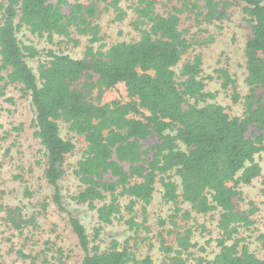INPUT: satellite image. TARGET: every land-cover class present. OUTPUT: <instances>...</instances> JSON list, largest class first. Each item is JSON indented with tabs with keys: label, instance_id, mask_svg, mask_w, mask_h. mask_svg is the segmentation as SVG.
Returning <instances> with one entry per match:
<instances>
[{
	"label": "trees",
	"instance_id": "1",
	"mask_svg": "<svg viewBox=\"0 0 264 264\" xmlns=\"http://www.w3.org/2000/svg\"><path fill=\"white\" fill-rule=\"evenodd\" d=\"M105 1L115 19L123 20L128 13L122 3L134 0ZM137 4L133 25L139 38L96 48L102 40L98 2L0 0V98L6 97L9 86L28 95L33 136L44 155L42 177L52 190L39 202L40 209L31 213L3 203L1 189L0 211L14 234L25 235L28 229H41L38 214L54 206L65 214L75 235L83 254L81 264H187L186 254L206 251L193 241L196 231H206L204 223L196 230L188 223L199 215L217 213V250L210 260L199 257L196 264H264V255L252 251L239 236L240 228L255 224L251 214L256 208H238L241 185L251 184L264 169L257 160V154L264 152V0H182L180 7L166 14L158 11L156 0H137ZM235 4L242 6L251 26L245 47L248 91L240 115L210 101L216 93L207 90L202 78V54L182 65L180 81L176 71L190 46L180 29L181 14L189 11L208 22L222 21ZM24 27L51 41L55 36L70 40L76 31L89 35V44L82 58L46 50L38 75L28 58L40 51L20 40L18 33ZM217 72L224 88L233 87L232 100L240 101L229 70ZM120 83L129 99L103 101L105 90ZM61 122L86 141L72 171L78 189L71 198L93 211L97 223L92 235L64 201L65 162L76 144L63 136ZM253 127L257 132L250 134ZM149 139L153 141L146 145ZM10 152L8 147L4 156ZM15 177L27 182L22 174ZM157 184L164 200L174 207L167 234L174 236L175 244H167L166 235L159 233L167 255L161 260L151 254L137 256L129 246L131 237L142 240V232L150 230L148 208ZM24 193L33 196L28 186ZM180 219L185 224L180 225ZM117 220H123L133 235L124 244L113 238L103 247V230ZM166 221L159 220L161 225ZM38 241L35 249L20 243L12 250L29 264H70L71 249L52 237Z\"/></svg>",
	"mask_w": 264,
	"mask_h": 264
},
{
	"label": "rangeland",
	"instance_id": "2",
	"mask_svg": "<svg viewBox=\"0 0 264 264\" xmlns=\"http://www.w3.org/2000/svg\"><path fill=\"white\" fill-rule=\"evenodd\" d=\"M70 1L73 2L74 0ZM80 1L83 3L96 1L100 6L97 22L101 25L100 36L102 40L96 42V48L101 44L108 47L119 41H130L139 38L140 32L133 25L136 17L134 7L138 5L137 0L122 3L128 13L123 20H116L114 11L111 8H105L107 6L105 0ZM156 4L158 11L166 14L173 7H180L182 0H156ZM245 16L242 6L239 4L230 7L228 17L222 21L208 22L204 20L203 16L198 17L195 13L189 11L181 14L180 29L184 32L190 46L183 55L180 65L176 67L178 80L180 81L179 75L182 65L196 54H202L204 61L202 78L206 83L207 90L216 93V97L210 99V101H217L225 105L232 115L243 113L242 97L248 91L245 82V47L247 38L251 34V26ZM18 34L23 43L33 44L40 51L37 57L28 58L30 65L38 75L39 65L47 59L46 50L53 49L56 52L68 53L75 58H82L89 44V35L79 34L76 31L73 32V38L70 40L55 36L52 41L48 39L47 35L33 34L26 27L22 28ZM76 40L79 42L76 43ZM218 68L228 69L232 77L236 79L240 101L234 102L232 100L234 94L232 86L223 87V79L219 77ZM9 98L13 100H9ZM115 99L123 101L129 99L126 88L122 83L106 89L103 94V101L105 102ZM33 118L34 114L30 107L28 95L21 92L19 87L9 86L6 97L0 98V190L5 191L4 196L2 195L3 203L22 206L24 211L31 213L40 209L39 202L45 197H49L52 191L42 177L43 164L40 161L43 162L44 155L39 140L33 136ZM20 125L23 127L21 130L13 129V127H19ZM61 131L65 138L71 139L76 144L75 150L67 156L65 162L67 174L62 181L64 201L68 208L83 221L88 232L92 235L97 223L93 211H90L85 205L75 203L71 198L78 189L72 171L86 148V141L84 136L71 131L68 124L64 122H61ZM253 132H257L254 127L251 128L250 134ZM152 141L153 139H149L145 143L149 145ZM8 147L11 148V152L8 156H4ZM257 160L264 168V152L257 154ZM17 174H22L27 182L16 178L15 175ZM26 186L32 190V197L25 195L24 189ZM241 190L243 198L238 201V208L247 211L256 208V211L251 214L255 224L251 227L240 228L239 236L245 239L252 251L262 256L264 255V239L261 237V235H264V169L261 177L255 179L249 185H241ZM250 201L254 204L251 205ZM183 207H187L186 204ZM173 208L172 203L164 200L162 187L157 184V190L148 208L150 230L142 232L143 234L140 237L144 239L139 240V238L131 237L129 241V246L137 256L151 254L158 260L167 258L166 253L161 249L159 233L163 231L166 235L167 244L174 242V236L167 234L168 230H172L170 215L173 213ZM4 217L5 215L0 211V264H29L16 255L12 249L13 247L19 248L20 243H23V246L28 247V249H35L41 243V241H38L40 237L43 239L52 237L60 245L71 249L73 258L70 264H81L83 254L77 247L75 235L68 225L65 214L59 213L54 206H51L48 212L38 214L41 229L37 231L28 229L29 232H26L25 235L20 232L14 234L15 232ZM160 218L167 219L165 225H161ZM138 219L140 220V217ZM178 223L180 225L185 224L181 219ZM203 223L206 231L201 232L199 227ZM187 227H192L193 230L199 229L195 232L193 241H198L200 245L206 248V251L195 249L193 255L186 254L185 256L188 257L187 264H196V259L199 257L210 260L217 250L215 244L219 232L217 213H214L213 216L199 215L196 220L190 221ZM38 233L43 236H37ZM131 235L133 233L123 220H117L103 230V241L101 243H103V247H106L109 240L116 238L124 244L125 240Z\"/></svg>",
	"mask_w": 264,
	"mask_h": 264
}]
</instances>
